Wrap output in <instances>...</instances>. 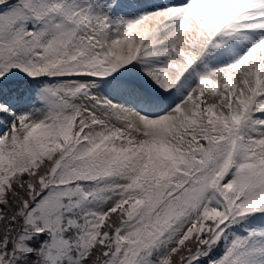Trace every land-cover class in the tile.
Wrapping results in <instances>:
<instances>
[{"label":"snow or ice","instance_id":"6c2138e0","mask_svg":"<svg viewBox=\"0 0 264 264\" xmlns=\"http://www.w3.org/2000/svg\"><path fill=\"white\" fill-rule=\"evenodd\" d=\"M0 264H264V0H0Z\"/></svg>","mask_w":264,"mask_h":264}]
</instances>
